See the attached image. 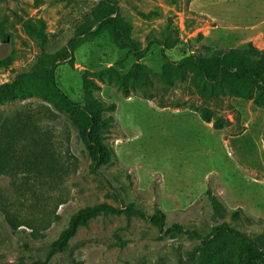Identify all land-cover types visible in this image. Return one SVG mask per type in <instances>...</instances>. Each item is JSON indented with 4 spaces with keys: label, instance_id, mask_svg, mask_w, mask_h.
Wrapping results in <instances>:
<instances>
[{
    "label": "rangeland",
    "instance_id": "obj_1",
    "mask_svg": "<svg viewBox=\"0 0 264 264\" xmlns=\"http://www.w3.org/2000/svg\"><path fill=\"white\" fill-rule=\"evenodd\" d=\"M108 13L130 27L143 58L104 32L83 41L73 65L61 62L56 82L84 104L83 80L92 78L100 86L96 95L116 105L106 115L113 121L104 142L119 162L93 173L77 128L39 94L0 104V151L6 140L16 141L0 176V264L44 259L76 211L103 203H135L148 214L160 208L166 226L101 215L47 264H197V243L165 231L180 224L210 232L208 191L223 202L232 227L264 234V109L233 95L205 103L174 68L207 49L264 50V0H0V59L13 57L0 84L58 53ZM136 63L152 83L148 95L137 89L125 96L113 81L96 77L108 69L124 75ZM206 107L210 123L202 118ZM238 209L241 221L234 222Z\"/></svg>",
    "mask_w": 264,
    "mask_h": 264
},
{
    "label": "trees",
    "instance_id": "obj_2",
    "mask_svg": "<svg viewBox=\"0 0 264 264\" xmlns=\"http://www.w3.org/2000/svg\"><path fill=\"white\" fill-rule=\"evenodd\" d=\"M98 25L95 31L93 26ZM130 27L112 17L111 13L103 15L96 23L83 26L76 35L56 54H44L28 71L18 74L12 81L0 84V104L26 98L36 93L54 104L67 115L77 128L78 136L92 159L91 170L98 173L102 168L116 165L119 159L114 149L104 142V135L109 130L113 117L107 113L113 112L115 104L107 105L96 93L100 86L92 78H84L83 88L85 102L80 104L68 97L57 85L56 71L61 62H74V53L87 38L108 32L110 39L120 49L127 50L137 61L143 58L138 45L129 34ZM159 43V41H156ZM203 56H189L174 66L205 103H212L221 97L233 95L251 101L256 107L264 109V50L248 44L242 49L223 51L207 49ZM13 57L0 59V72L12 66ZM191 76H187L188 73ZM145 67L136 63L124 75L115 76L112 69L96 75L98 81H113L115 85L128 96L132 90L140 89L148 95L152 83L144 77ZM205 122L212 121L211 110L206 107L202 112ZM214 128L222 129L223 119L219 117L214 122ZM16 144L13 139L3 143L0 151V176L4 172L6 154ZM213 210L215 225L205 234L191 230L180 224H173L165 234H185L191 241L197 243V264H264V234L252 236L245 231L232 227L225 219L228 216L223 202L210 191L207 192ZM124 214L126 217H139L159 226L163 231L166 226V215L158 208L148 214L135 203L121 204L115 207L106 203L86 206L76 211L69 219L67 227L54 240L44 259L33 264H47L53 257L64 254L70 242L81 228L89 227L90 223L101 215ZM243 211L238 209L231 214L234 222L241 221Z\"/></svg>",
    "mask_w": 264,
    "mask_h": 264
}]
</instances>
